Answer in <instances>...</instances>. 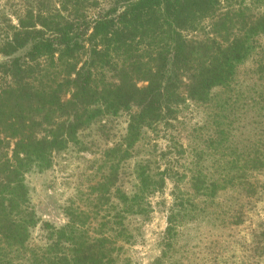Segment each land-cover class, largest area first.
<instances>
[{"label":"trees","instance_id":"obj_1","mask_svg":"<svg viewBox=\"0 0 264 264\" xmlns=\"http://www.w3.org/2000/svg\"><path fill=\"white\" fill-rule=\"evenodd\" d=\"M252 6L260 12L247 14ZM14 17L16 23L9 20L0 31V55L6 58L0 63V264H111L123 229L117 214L146 215V196L176 179L160 264L188 210L190 195L178 186L183 173L173 166L186 151L169 136L160 153L164 167L137 164L130 195L117 185L118 164L145 130L172 127L187 102L207 105L220 95L226 97L221 107L236 101L238 68L255 56V37L264 36V0H110L105 10L97 0H33ZM206 20L210 29L203 39L184 36ZM255 72L262 77L264 63ZM122 112L128 115L126 133L107 150L115 156L108 155V170L92 188L99 204L93 210L104 209L102 220L70 207L64 226L43 224L44 242L31 244L30 229L39 219L29 205L25 173L47 169L53 155L78 143L81 129ZM216 136L203 141L214 147ZM258 136L252 153L225 164L228 171L191 172V192L206 201L241 180L231 170H242L243 179L247 172L264 174V152L258 151L264 128ZM7 140H15L10 156L1 152Z\"/></svg>","mask_w":264,"mask_h":264},{"label":"rangeland","instance_id":"obj_2","mask_svg":"<svg viewBox=\"0 0 264 264\" xmlns=\"http://www.w3.org/2000/svg\"><path fill=\"white\" fill-rule=\"evenodd\" d=\"M32 1L0 0L1 33L9 20L16 23L14 12ZM97 1L99 9L108 8L110 0ZM257 12L260 11L255 6L247 10V14ZM200 29L186 32L184 36L188 40L203 39L210 29V21H204ZM255 40V56L238 68L234 90L236 101L232 105L229 100L225 107H221L225 95L217 96L207 105L187 102L171 121L172 127L145 130L128 157L118 164L117 185L130 195L137 184V164L147 163L150 170H155L157 162L161 169L164 167L160 153L166 151L169 136L186 151L173 166L183 173L184 178L178 181V186L190 195L186 198L189 199L186 203L188 210L160 264H264V174L247 172L243 179L242 170H231L229 174L241 176V180H234L232 186L218 190L212 199L206 201L191 192L187 181L191 172L198 169L214 175L228 171L223 170L227 162L246 156L249 151L252 153L251 147L260 143L258 131L264 128V118L259 116L262 105L255 104L261 99L259 93L264 99V73L261 77L255 70L258 63H264V36H257ZM19 55L20 52L14 56ZM5 60L0 55V63ZM138 86H144V83L139 82ZM127 123L128 115L123 112L100 117L78 132L76 145L53 155L50 167L32 168L25 173L29 205L39 219L37 226L30 229L31 244L44 242L47 230L43 229V224L55 228L64 226L68 222L66 213L70 207L85 210L102 220L104 209L93 210L99 204L97 192L92 188L108 170L107 162L115 155L108 154L107 150L121 142ZM222 131L223 140H220ZM212 135V139L215 136L217 139L214 147L203 141ZM14 143L15 140L5 141L1 152L10 156ZM258 151L264 152V145ZM170 155L175 157L173 153ZM175 181L166 180L161 190L146 196V202H143L147 204L146 215L117 214L119 205L112 209L111 216L117 214V221L122 222L123 229L117 238V250L111 264L156 263L163 251V235L168 210L173 203L171 194ZM246 183L253 187L248 189Z\"/></svg>","mask_w":264,"mask_h":264}]
</instances>
